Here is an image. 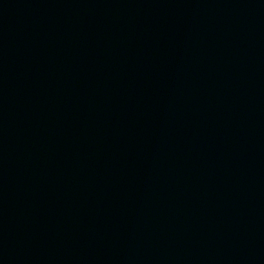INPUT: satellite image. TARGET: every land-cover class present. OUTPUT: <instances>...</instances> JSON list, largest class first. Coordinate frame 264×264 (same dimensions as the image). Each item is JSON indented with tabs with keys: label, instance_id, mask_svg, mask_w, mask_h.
I'll use <instances>...</instances> for the list:
<instances>
[{
	"label": "water",
	"instance_id": "water-1",
	"mask_svg": "<svg viewBox=\"0 0 264 264\" xmlns=\"http://www.w3.org/2000/svg\"><path fill=\"white\" fill-rule=\"evenodd\" d=\"M0 264H264V0H0Z\"/></svg>",
	"mask_w": 264,
	"mask_h": 264
}]
</instances>
